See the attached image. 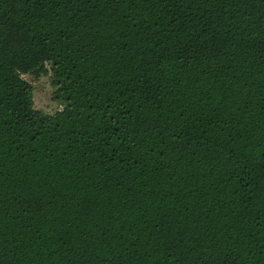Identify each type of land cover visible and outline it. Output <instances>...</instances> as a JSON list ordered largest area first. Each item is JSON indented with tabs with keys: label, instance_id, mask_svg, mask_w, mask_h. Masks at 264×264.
Instances as JSON below:
<instances>
[{
	"label": "trees",
	"instance_id": "obj_1",
	"mask_svg": "<svg viewBox=\"0 0 264 264\" xmlns=\"http://www.w3.org/2000/svg\"><path fill=\"white\" fill-rule=\"evenodd\" d=\"M0 264H264V0H0Z\"/></svg>",
	"mask_w": 264,
	"mask_h": 264
},
{
	"label": "rangeland",
	"instance_id": "obj_2",
	"mask_svg": "<svg viewBox=\"0 0 264 264\" xmlns=\"http://www.w3.org/2000/svg\"><path fill=\"white\" fill-rule=\"evenodd\" d=\"M24 79L34 85L35 107L47 114H55L62 106L54 100L55 88L52 85L50 76H42L37 79L32 75H25Z\"/></svg>",
	"mask_w": 264,
	"mask_h": 264
}]
</instances>
